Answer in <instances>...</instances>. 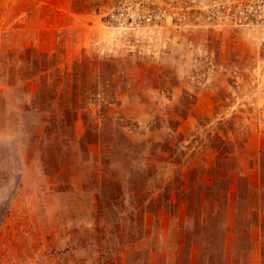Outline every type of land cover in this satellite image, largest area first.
Instances as JSON below:
<instances>
[{
  "label": "rangeland",
  "instance_id": "1",
  "mask_svg": "<svg viewBox=\"0 0 264 264\" xmlns=\"http://www.w3.org/2000/svg\"><path fill=\"white\" fill-rule=\"evenodd\" d=\"M0 264H264V0H0Z\"/></svg>",
  "mask_w": 264,
  "mask_h": 264
},
{
  "label": "built area",
  "instance_id": "2",
  "mask_svg": "<svg viewBox=\"0 0 264 264\" xmlns=\"http://www.w3.org/2000/svg\"><path fill=\"white\" fill-rule=\"evenodd\" d=\"M132 20H135V19H132Z\"/></svg>",
  "mask_w": 264,
  "mask_h": 264
}]
</instances>
